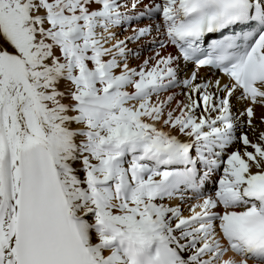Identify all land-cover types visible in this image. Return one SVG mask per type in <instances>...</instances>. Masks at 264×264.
I'll use <instances>...</instances> for the list:
<instances>
[{
	"label": "snow or ice",
	"instance_id": "snow-or-ice-1",
	"mask_svg": "<svg viewBox=\"0 0 264 264\" xmlns=\"http://www.w3.org/2000/svg\"><path fill=\"white\" fill-rule=\"evenodd\" d=\"M0 264H264V0H0Z\"/></svg>",
	"mask_w": 264,
	"mask_h": 264
},
{
	"label": "bare ground",
	"instance_id": "bare-ground-1",
	"mask_svg": "<svg viewBox=\"0 0 264 264\" xmlns=\"http://www.w3.org/2000/svg\"><path fill=\"white\" fill-rule=\"evenodd\" d=\"M130 46L135 47V45H130ZM135 63H136V61H133L134 65H135ZM201 75H211V71L210 70H202ZM237 107H240V105H237ZM209 194H211V193H209ZM185 214H187V212Z\"/></svg>",
	"mask_w": 264,
	"mask_h": 264
}]
</instances>
